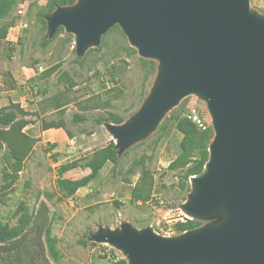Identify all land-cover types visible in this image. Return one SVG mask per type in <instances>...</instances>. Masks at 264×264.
Returning <instances> with one entry per match:
<instances>
[{"label": "rangeland", "instance_id": "rangeland-1", "mask_svg": "<svg viewBox=\"0 0 264 264\" xmlns=\"http://www.w3.org/2000/svg\"><path fill=\"white\" fill-rule=\"evenodd\" d=\"M47 1L28 5L25 28L17 27L20 18L14 9L0 18V34L10 24L0 35V109L17 111L11 131L24 134L30 144L15 181L0 193V221L15 227L28 218L26 240L8 253L0 249V264H114L126 260L124 253L90 240V234L99 227L119 229L127 221L137 230L151 227L162 235L160 210L168 204L182 205L193 191L190 179L186 189L181 171L168 168L182 137L175 119L195 111L212 128L211 118L205 101L188 94L153 130L120 151L109 125L124 124L142 106L158 77V61L140 56L117 24L98 45L77 56L73 34L63 37L56 31L47 37L48 14L42 10ZM249 9L264 18V0H249ZM109 113L118 114L123 122H108ZM75 114L84 120L75 121ZM58 125L73 140L72 147L57 149L55 143L43 140V130ZM109 142L117 147V164L113 167L108 161L86 188L65 196L57 179L85 175L86 157ZM13 161L8 145L2 143L0 183L12 173ZM66 164L73 166L60 176L59 169ZM135 189H148L147 199L133 198ZM196 219L202 227L219 222L222 214ZM47 236L54 239L56 258L47 252Z\"/></svg>", "mask_w": 264, "mask_h": 264}, {"label": "water", "instance_id": "water-1", "mask_svg": "<svg viewBox=\"0 0 264 264\" xmlns=\"http://www.w3.org/2000/svg\"><path fill=\"white\" fill-rule=\"evenodd\" d=\"M47 37L75 36L77 56L117 24L158 77L138 111L109 125L120 151L154 129L188 94L205 103L213 137L181 209L214 224L163 236L151 227H99L90 240L122 251L127 264H264V18L249 0H78L45 16Z\"/></svg>", "mask_w": 264, "mask_h": 264}, {"label": "trees", "instance_id": "trees-1", "mask_svg": "<svg viewBox=\"0 0 264 264\" xmlns=\"http://www.w3.org/2000/svg\"><path fill=\"white\" fill-rule=\"evenodd\" d=\"M76 0H48L44 6L43 14H50L59 6H71ZM16 4V0H0V18L10 13ZM9 23L4 25L3 31L0 34L4 36L6 28ZM63 33V37L67 34L62 27H59L57 34ZM134 52V49H130ZM108 84V81H105ZM17 111L15 109H0V127H6L7 129H0V147L2 143L8 145L10 149L13 162L9 163L12 173H6L9 177L5 178L0 183V193L3 190L8 189L16 179L17 172L21 169L22 160L30 149V144L27 142L26 136L22 133L12 132L11 128L17 121ZM74 120H84V117L74 115ZM110 123L120 124L123 122V118L115 113H109L105 118ZM58 127H60L58 125ZM175 128L181 133L182 137L179 141V151L175 158L169 163V169H178L181 171L183 187L187 189L189 186V179L192 176L199 175L204 170V165L208 159V146L213 137V131L210 125L205 123V127H199L192 119L187 115L179 116L175 119ZM15 134V135H14ZM110 161L113 167L118 162L117 147L113 142L95 149L90 153L82 167L88 168L89 172L78 179H67L59 177L57 179V187L64 193L65 196L73 197L78 188L88 185L98 174L103 165ZM73 164L63 165L59 169V175L61 176L66 170L71 168ZM149 195L148 189L141 191L135 189L132 191L133 198L146 200ZM29 219L23 218L20 225L15 227H8L6 224L0 221V249L3 253L12 251L13 247H19L24 244L26 240L25 228L28 226ZM201 222L198 219H191L185 223H178L175 225V230L178 233L193 230L199 228ZM26 251L28 252V248ZM46 249L51 258H56L59 253L54 248V239L46 237ZM25 250V249H24ZM114 264H127L125 259H118Z\"/></svg>", "mask_w": 264, "mask_h": 264}, {"label": "built area", "instance_id": "built-area-1", "mask_svg": "<svg viewBox=\"0 0 264 264\" xmlns=\"http://www.w3.org/2000/svg\"><path fill=\"white\" fill-rule=\"evenodd\" d=\"M34 0H21L19 4H16L14 7V14L20 18L17 27L25 28L26 22L23 20L26 14L28 5ZM15 28V27H11ZM66 32V31H65ZM63 36V33L60 34ZM187 117L192 119L199 127H205L204 119L195 111L187 114ZM193 219L191 216L187 215L180 207V205L168 204V206L163 207L160 210V220L164 223V228L162 229L163 236H173L178 234L175 230V225L178 223H185L188 220Z\"/></svg>", "mask_w": 264, "mask_h": 264}, {"label": "crops", "instance_id": "crops-1", "mask_svg": "<svg viewBox=\"0 0 264 264\" xmlns=\"http://www.w3.org/2000/svg\"><path fill=\"white\" fill-rule=\"evenodd\" d=\"M42 136H43V140L44 141H48V142L55 143L57 145V149H62L66 145H71L73 143V140L70 139L68 137V135L66 134V132L62 128H60V127H58V128H47V129L43 130ZM71 147H72V145H71ZM83 170H88L85 174H87L89 172V169L88 168L83 167ZM78 178H80V177L70 178V179L71 180H74V179H78ZM88 185L82 186V187L78 188L76 192H78L79 190H83Z\"/></svg>", "mask_w": 264, "mask_h": 264}]
</instances>
